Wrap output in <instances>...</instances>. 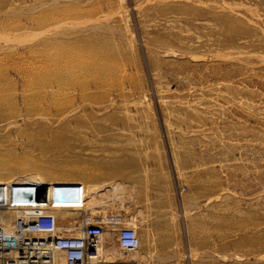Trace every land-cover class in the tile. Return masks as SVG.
<instances>
[{
	"label": "rangeland",
	"instance_id": "1",
	"mask_svg": "<svg viewBox=\"0 0 264 264\" xmlns=\"http://www.w3.org/2000/svg\"><path fill=\"white\" fill-rule=\"evenodd\" d=\"M43 1L0 0V180L38 173L87 189L113 184L86 213L121 215L141 246L123 253L113 231L107 259L264 264V0L60 6L79 19L101 16L106 30L88 50L105 55V68L82 77L116 86L106 110L82 107L63 119L39 113L49 104L35 94L41 88L21 93L52 75V49L36 31L50 7ZM66 168L76 173L49 174ZM84 212H60L59 230L76 233Z\"/></svg>",
	"mask_w": 264,
	"mask_h": 264
},
{
	"label": "bare ground",
	"instance_id": "2",
	"mask_svg": "<svg viewBox=\"0 0 264 264\" xmlns=\"http://www.w3.org/2000/svg\"><path fill=\"white\" fill-rule=\"evenodd\" d=\"M74 1L75 0H45L42 3H48L50 7L38 13L39 18L36 21V31L38 34L44 36L41 43L46 45V48L50 47L52 49L51 51L48 50L49 54H47V56L50 63L48 62L46 64V70L51 71L52 75L50 76L51 78L48 77L47 80H40L41 82H37V80L34 82L31 81L26 89L22 87L21 93L22 96L27 99L28 94L26 91H38V88H41L40 91H38L39 93L35 94L49 102L46 106L38 107V109H40L39 113L43 116H57L63 119L82 107L91 108L92 110H106L107 104L110 105V103L115 102V100L109 99L111 90L116 88L111 80H97L93 77H82V75L88 74L89 71H95L96 68H101L103 70L105 68V55H100L99 52L94 54L91 51H93L92 49L94 47L99 46V44L93 40L96 35L95 31H105L106 28L103 23L99 21L101 18L99 15L100 18L97 20L96 18H98V16H96V18H93V16H86V18L79 19L76 12L67 8L60 9V6ZM195 1L203 3L205 0ZM100 15H105V13ZM66 39H69L67 41L71 43V48L62 46ZM62 54L65 55L62 56ZM52 59H58V61H52ZM75 173V170L67 168L63 170H51L49 172V174L58 177H67V175H73ZM0 184L8 185L7 196L16 201H18L21 196H27L28 193H30V189L42 188L43 186L50 194V197L57 202L55 206L51 208L56 217L64 210L82 209L83 212L85 211L84 213H86L89 206L87 208L85 206H87L89 202L91 204L92 200L94 204L96 194L98 190L101 189H99L100 185H96L98 188L93 186L87 189L84 182L68 178L48 182L40 177L38 173L27 174V176L20 175L8 182L0 180ZM58 187H70L72 191L76 192L72 194V198L62 202L63 200H59L57 196ZM120 187L118 190L121 189ZM78 189H80L81 198H79V194L77 193ZM19 214L20 208H18V206L7 210H0V224L7 229H11L14 226V223L12 225L13 219L15 222V218ZM82 222L83 221H81L80 226ZM112 233L113 232L106 231L104 233L105 237H103H111ZM111 248H109L108 251H110ZM107 254H109V252H107Z\"/></svg>",
	"mask_w": 264,
	"mask_h": 264
},
{
	"label": "built area",
	"instance_id": "3",
	"mask_svg": "<svg viewBox=\"0 0 264 264\" xmlns=\"http://www.w3.org/2000/svg\"><path fill=\"white\" fill-rule=\"evenodd\" d=\"M7 190V184H0V210L18 206L20 214L11 229L0 224V264H135L103 255L107 228L117 232L123 253L141 246L137 230L123 225L121 215L96 217L93 221L90 214L83 213L77 233L60 231L51 210L57 202L46 188H33L32 199L21 196L18 201L9 198ZM77 193L81 198L80 189Z\"/></svg>",
	"mask_w": 264,
	"mask_h": 264
},
{
	"label": "water",
	"instance_id": "4",
	"mask_svg": "<svg viewBox=\"0 0 264 264\" xmlns=\"http://www.w3.org/2000/svg\"><path fill=\"white\" fill-rule=\"evenodd\" d=\"M33 190L30 189V193L26 196L28 199L33 198ZM76 192V191H75ZM72 191V188L70 187H58L57 188V196L59 200L67 201L68 199L72 198V194L75 193Z\"/></svg>",
	"mask_w": 264,
	"mask_h": 264
},
{
	"label": "crops",
	"instance_id": "5",
	"mask_svg": "<svg viewBox=\"0 0 264 264\" xmlns=\"http://www.w3.org/2000/svg\"><path fill=\"white\" fill-rule=\"evenodd\" d=\"M106 185H107V184H106ZM106 185H105V187H99V189H100V188H101V189L98 190V192H97V194H96V199H95V201H94V204H95V205L93 204V200L91 201V209L95 210V209L97 208V206H98V205H97V204H98V201H99V199L101 198V196H100V192L106 190L107 187H113V185H109V184H108L109 186H108V185L106 186ZM102 188H103V189H102ZM113 188L117 189V187H115V186H114ZM108 190H110V189H108ZM104 194H105V192H104ZM92 204H93V205H92ZM107 232H113V230H110V231H107ZM105 240H106V238L103 237V241H104V249L106 248V241H105ZM118 245H119V244H118V239H117L116 242L114 243V246H115L116 248H118V247H119ZM104 249H103V250H104Z\"/></svg>",
	"mask_w": 264,
	"mask_h": 264
}]
</instances>
